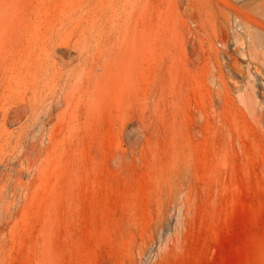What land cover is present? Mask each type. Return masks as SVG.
<instances>
[{
  "label": "rangeland",
  "instance_id": "rangeland-1",
  "mask_svg": "<svg viewBox=\"0 0 264 264\" xmlns=\"http://www.w3.org/2000/svg\"><path fill=\"white\" fill-rule=\"evenodd\" d=\"M0 264H264V0H0Z\"/></svg>",
  "mask_w": 264,
  "mask_h": 264
}]
</instances>
